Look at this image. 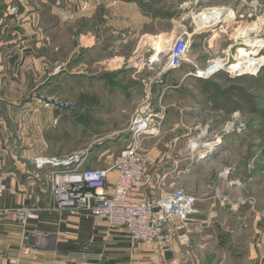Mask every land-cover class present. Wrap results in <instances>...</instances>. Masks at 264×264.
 I'll list each match as a JSON object with an SVG mask.
<instances>
[{
    "label": "crops",
    "instance_id": "0c3cea01",
    "mask_svg": "<svg viewBox=\"0 0 264 264\" xmlns=\"http://www.w3.org/2000/svg\"><path fill=\"white\" fill-rule=\"evenodd\" d=\"M85 1L61 9L49 0H0V177L5 184L0 199V264H264V227L237 225L230 219L239 218V212L204 210L214 196L203 198L200 192L196 154L203 146H191L195 128L182 109L175 117L168 110L162 135L145 141L147 178L132 195L134 200H156L166 186L174 182L184 186L198 201L182 240L161 252L153 245L132 242L125 229L110 228L89 214L53 210L51 169L37 168V158L87 147V168L109 170L112 162L94 160L92 143L85 141L88 137L77 138L74 145L73 117L42 109L32 100L33 93L68 99L67 89L75 76L89 74L90 80L107 62L113 65L109 73L121 72L129 85H138L129 76L135 80V74L148 75L146 69L152 68L144 59L155 52L151 38L164 34L144 30L141 15L131 4L102 8L100 0H92L85 8ZM122 7L131 12L117 17L113 12ZM14 8L17 12L12 13ZM107 10L110 18L105 17ZM60 38L65 42L60 43ZM194 55L198 69L205 68L201 55ZM186 70L184 78L189 74ZM177 88L158 86L155 100L168 105L170 93ZM140 99L132 103L130 119L119 123L122 129L114 136L125 131L144 100ZM109 176L114 179V172ZM20 208L37 209L38 218L28 228L54 237L46 247L28 244L31 248L21 250L23 228L14 214L6 213Z\"/></svg>",
    "mask_w": 264,
    "mask_h": 264
},
{
    "label": "rangeland",
    "instance_id": "374dc122",
    "mask_svg": "<svg viewBox=\"0 0 264 264\" xmlns=\"http://www.w3.org/2000/svg\"><path fill=\"white\" fill-rule=\"evenodd\" d=\"M82 1L85 0H49L52 4H59L61 9L69 3ZM100 2L103 4L102 8H109L112 4H131L138 9L144 30L154 31L156 35L166 34L151 38L163 47V53H167L175 37L173 31L186 29L194 34L193 56L195 53L200 54L201 63L204 61L208 65L213 58L229 55L231 65L228 68L239 66L256 70L239 74L228 69L230 72L222 71L209 80L195 76L198 64L196 67L185 64L178 71L168 70L163 73L167 57L162 63L148 64V60L155 62L160 59L158 48L155 46V52L144 59L152 68L146 69L148 75L139 77V68H136L139 75L134 76L137 79L129 76L140 85L138 87L129 85L127 75L121 76V72L116 73L117 75L109 73L113 65L107 62L90 80L89 74L75 76L74 83L67 89L68 99L61 97L77 104L76 111L67 113L73 117L71 122L74 125L71 130L74 132V145L78 141L77 138L88 137L85 141L92 143L94 160L101 161L102 164L113 162L122 149L129 145L130 133L127 126L125 131L122 130L123 133L116 136L113 134L121 131L120 122L130 119L135 108L132 103H136L140 98V101L144 99V83H150L151 104L158 107L161 103L167 108V114L169 110L173 117L179 110H184L190 116V126L195 128L191 146H203L196 154L200 192L203 198L214 196L213 201L206 204L204 210L208 209L212 213L221 210L239 212V218L235 220L234 216H231L233 218L230 219L237 225L264 227V212H260L264 210V27L259 33L256 29L247 28L249 24L257 23L264 17V0ZM122 8V11L116 10L113 13L117 17L130 14L128 7ZM215 8L227 12L228 18L210 25L205 18L210 11L216 10ZM105 17L110 18L108 10ZM65 40L59 39L60 43ZM134 64L137 66V63ZM139 64L141 69L145 66L142 61ZM186 69L189 74L184 78ZM165 84L176 88L178 86L170 93L168 105L157 103L158 99L155 100L154 97L155 89ZM138 94L139 96H136ZM135 98L138 99L133 101ZM200 136L208 139L200 140ZM194 143L199 145L194 146ZM83 149L88 150L87 147ZM83 149L76 152L85 151ZM174 183L184 187L178 182ZM172 184L164 187L168 189Z\"/></svg>",
    "mask_w": 264,
    "mask_h": 264
},
{
    "label": "built area",
    "instance_id": "2783aa9c",
    "mask_svg": "<svg viewBox=\"0 0 264 264\" xmlns=\"http://www.w3.org/2000/svg\"><path fill=\"white\" fill-rule=\"evenodd\" d=\"M91 0L85 1V8ZM17 12L14 8L12 13ZM194 34L182 29L173 38L167 53L149 65H167L162 72L178 71L183 65L196 67L193 56ZM229 55L213 58L204 69L196 68L195 76L209 80L226 71L231 65ZM242 74L240 72H237ZM145 98L136 109L128 125L130 143L116 156L109 170L87 168L89 150L61 156H46L35 160L39 169H51L50 183L54 196L53 210L70 215L89 214L110 228L125 229L132 242L155 246L163 252L176 240L187 236L189 219L196 213L198 199L184 187L173 183L159 199L134 200L133 192L146 181V159L142 153L145 141L162 135L167 108L159 103L151 104V84L144 83ZM32 100L44 110L72 113L77 104L44 92L33 93ZM58 120H55V124ZM114 172L115 178L109 174ZM5 193V184L0 177V199ZM7 214H14L23 228L21 250L44 248L54 237L48 233L31 230L28 224L38 218L34 208H20Z\"/></svg>",
    "mask_w": 264,
    "mask_h": 264
},
{
    "label": "bare ground",
    "instance_id": "6f19581e",
    "mask_svg": "<svg viewBox=\"0 0 264 264\" xmlns=\"http://www.w3.org/2000/svg\"><path fill=\"white\" fill-rule=\"evenodd\" d=\"M227 18H228L227 12H225L222 9L220 10L218 8V10L216 9V10L210 11V13L207 15V17L205 18V20L210 25H215V24H218L219 22H222V21L226 20ZM255 24H257V25H255ZM202 26L205 27L204 25H202ZM263 27H264V17L261 18L257 23L249 24L247 28H251L252 30H255L256 29V32L259 33L263 29ZM247 28L245 30H247ZM236 32H237V30H236ZM151 41H153L154 47L156 46L158 48L159 55L162 56L163 50H164L163 47L157 44V40L153 39ZM229 70L232 71V72H240V73H243V72L249 71V70L254 72V70H256V69H253L251 67L250 68H243V67H239V66H233V67H230ZM193 145L194 146H196V145L198 146L197 143H194Z\"/></svg>",
    "mask_w": 264,
    "mask_h": 264
},
{
    "label": "water",
    "instance_id": "95a60500",
    "mask_svg": "<svg viewBox=\"0 0 264 264\" xmlns=\"http://www.w3.org/2000/svg\"><path fill=\"white\" fill-rule=\"evenodd\" d=\"M207 139H208L207 137H205V138L203 136L200 137V140H207Z\"/></svg>",
    "mask_w": 264,
    "mask_h": 264
}]
</instances>
